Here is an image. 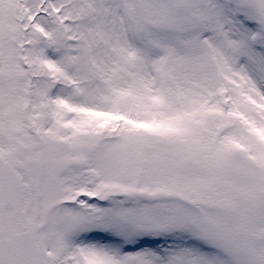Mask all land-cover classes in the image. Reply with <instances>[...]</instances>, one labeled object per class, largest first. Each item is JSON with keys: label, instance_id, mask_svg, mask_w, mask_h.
<instances>
[{"label": "snow or ice", "instance_id": "snow-or-ice-1", "mask_svg": "<svg viewBox=\"0 0 264 264\" xmlns=\"http://www.w3.org/2000/svg\"><path fill=\"white\" fill-rule=\"evenodd\" d=\"M0 264H264V0H0Z\"/></svg>", "mask_w": 264, "mask_h": 264}]
</instances>
